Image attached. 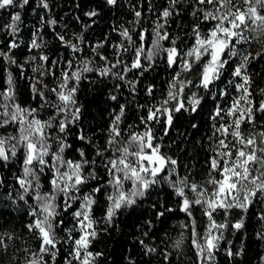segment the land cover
<instances>
[{
  "label": "trees",
  "instance_id": "16d2710c",
  "mask_svg": "<svg viewBox=\"0 0 264 264\" xmlns=\"http://www.w3.org/2000/svg\"><path fill=\"white\" fill-rule=\"evenodd\" d=\"M21 2L22 0H16L14 7L0 9V92L8 88L7 79L11 73L14 103L24 109H37L38 118L48 120L56 115L53 107L59 103L56 94L48 104H45L33 91L36 71L27 65L11 67L5 61L6 57L10 55L22 57L32 52L39 57L47 56L49 59L42 61L50 67L52 65V70L45 80L50 86L57 88L62 82L63 72L70 75L73 71H81L82 78L78 85L75 80L69 81V87L77 86L76 105L72 107L80 109L79 119L69 123L65 133H60L59 121L72 119L71 112L66 116L61 114L53 121V128L48 129L49 144L51 152H58L59 138H65L71 147L66 148L62 154L64 160L81 161L78 149L83 150L85 158L89 161L84 166L83 173L85 176L93 173L96 177L79 186L78 192L70 193L80 199L72 201V207L67 210L64 207L63 193L57 194L55 203L59 214L53 223L58 252L55 260H52L51 256L45 257L47 264H66L71 251L72 239H69V235L73 238L79 235L73 213L80 209L82 197L86 194H92L95 201L91 216L97 232L89 251L102 253L96 258L95 264H264V236L258 235L264 234V221L259 218L264 214V195L254 198L247 210L232 208L226 211L221 208L215 212L214 220L218 224L226 223L227 227L216 234L222 233V239L211 260L207 259L206 252L203 257L198 258L197 250L192 245V219H195L201 244L207 235L209 220L204 214V206L195 205L192 217L181 212L182 198L178 197L174 188L163 179V176L168 175L167 172L162 174L160 183L146 190L144 197L137 198L135 205L117 210L110 223L105 219L110 204L107 196L112 191L106 184L110 177L104 165L110 158L108 156L113 155L107 141L115 115L120 114V106L123 105L120 130L145 129L141 117H147L149 108H156L167 98L169 84L176 73L180 72L179 62L169 67L167 53L163 49L172 47V41L176 42L175 46L180 51L192 45L194 23L200 24L201 31H207L211 23H214L204 22L202 13L193 16L194 9L211 10L212 6L198 5L196 0H175V4L173 0H117L115 5H109L107 0H56L53 6V18L56 23L50 25L48 23L50 11L44 8L39 0H28L23 8L20 7ZM165 8L172 12L166 20L161 15ZM92 10H95L97 15L92 17L85 15ZM137 11L141 12L139 18L135 16ZM16 12H19L21 17L18 22L19 30L15 35H10V29H6L5 25L11 22V16ZM158 23L164 24L160 31L167 32L168 39L160 41V51L150 61L147 55L148 51L153 49V41L157 39L155 33ZM125 29L132 38L131 42L121 35ZM73 35L77 36L80 49L69 52L59 37L63 36L66 41ZM34 38L40 45L39 48L31 47ZM13 42L17 46L10 48ZM120 45H123V48ZM246 45L247 41L237 46L240 55L225 57L229 59V63L225 65L220 78L214 81L207 91L197 87L202 65L194 66L191 72H182L183 75L180 73L193 81L188 87L189 93L194 92L197 98H202L197 111L186 110L190 105L182 98L181 102L185 103L186 109L172 112L173 122L168 127L167 135H165L167 114L159 116V123L150 122L156 137L155 143L162 146L161 152L178 161L176 175L171 177L177 181V186H182L178 181L185 176H188L190 181L195 180L200 184H204L209 177V160L213 157V149H216L220 139V133H215V128L225 121V114L223 119H213L214 112L217 106L227 109L234 98L236 84L240 83L241 78L234 77L232 72L241 63L243 59L241 56H246V52L242 54ZM140 47L144 48L141 54L143 67L131 68L136 59V49ZM101 57H106V60ZM65 63L68 65L65 66ZM113 65L115 67H112ZM84 67H89L93 71L83 72ZM106 67L111 68L112 73L101 76L100 70ZM258 67L257 63L248 61L243 73L252 75ZM126 68L128 71H125ZM259 71L261 73V70ZM121 76L123 79H120ZM112 96L116 99L113 100ZM0 103H5L2 97ZM177 104L176 101H171L167 107L171 110ZM42 105L44 106L41 107ZM254 106L258 107L259 103L256 102ZM256 116L255 128L251 124L242 125V128L249 127L252 132L264 130V113L258 112ZM18 127V124L0 127V137L18 135ZM81 135L84 136L83 140L79 139ZM97 150L105 151V156H97ZM23 158V150L18 149L17 157L7 162L0 160V235L5 233L13 235L11 240L5 237V242L9 241L12 244L15 255L5 264H23L20 262L21 240L30 244L29 239L35 237L25 225L34 219L28 213L32 207H38V202L34 199L37 190L33 187L29 193H24L17 180L23 175ZM45 159L49 164L52 163L51 157ZM93 160L95 164H92ZM39 167L36 165L41 183L39 193H50L52 186L49 181L53 173L50 167H45L41 174ZM66 169L65 167L62 170ZM102 183L105 185L103 189L98 193H92V189ZM126 187H130V184L126 183ZM207 187L212 191L210 185ZM186 194L189 198L195 197V193L190 189H186ZM20 195H24L25 199L20 200ZM161 212L164 213L163 216L158 215ZM241 219L243 223L241 229L232 227ZM73 229L74 231L69 232ZM148 248H154L156 251L148 252ZM228 250L239 255L229 256Z\"/></svg>",
  "mask_w": 264,
  "mask_h": 264
},
{
  "label": "snow or ice",
  "instance_id": "6c2138e0",
  "mask_svg": "<svg viewBox=\"0 0 264 264\" xmlns=\"http://www.w3.org/2000/svg\"><path fill=\"white\" fill-rule=\"evenodd\" d=\"M16 0H0V9H7L14 7ZM28 0H22L20 7L23 8ZM109 5H115L117 0H107ZM198 5H211V10L203 8L194 9L193 16H198L202 13V20L204 22H213L207 31H201L199 23H194V43L186 51L181 52L172 41L173 46L163 49L167 53V62L169 67L175 66L178 62L181 72H191L194 66L202 65L199 74V84L197 87H202L206 91L210 89V85L220 78V75L229 59L225 57H235L240 55L238 45H242L248 41L249 37L245 33L254 31L255 29L264 30V0H196ZM175 4V0H173ZM43 7L48 8L49 5L43 2ZM85 15L92 17L97 15L95 10L85 13ZM162 17L165 20L172 15V12L165 8L162 12ZM135 16L139 18L141 12L137 11ZM20 13L16 12L11 16V22L5 25L6 29H10V35H15L18 29V22L20 21ZM48 23L55 24V20L48 21ZM164 28V24L158 23L156 25V37L153 41V49L148 51L147 59L152 60L153 56L160 51V41L168 39V33H161L160 29ZM121 35L132 41L127 29L121 32ZM59 39L63 43L65 41L63 36ZM143 40V34H141ZM17 45L13 42L10 48H15ZM31 47L39 48L40 45L34 38ZM76 50V45H71ZM100 47V45H97ZM123 48V45H120ZM127 51V49H125ZM144 48L136 49V59L132 63L131 68L140 69L141 54ZM259 55V54H258ZM41 60L47 61L49 58L42 55ZM105 59L106 57H101ZM249 61V56H244L241 63L238 64L232 75L234 77H242V83L236 84V89L240 95L233 99L232 104L223 109L217 106L213 119H223L224 114L231 118V123L225 120L219 127L215 128V133H220L225 139L218 140V151L213 149L214 155L209 160V177L204 184L197 183L195 180H189L188 176L179 179L178 183L182 186H177V181L171 179L176 175V167L178 161L161 152V145L155 143L156 137L150 127V122L159 123V116L167 114L165 121V135L168 134V127L172 125V112H179L186 109L184 102H179L174 109H169L167 105L176 100L177 92L183 93L186 86L193 84V81L179 79L180 72L172 78L169 84V91L167 98L161 101L160 107L149 108L147 117H141V123L145 126V131L142 133H133L128 141L121 147L115 148L113 157L108 158L104 165L109 179L106 184L111 186L114 190L107 196L110 202L106 210L105 219L110 223L116 214L117 210L130 207L137 203V198L145 196V192L151 186L160 183L161 176L167 172L168 175L163 176V179L168 181L170 186L174 188L178 197L182 198L180 211L192 217V209L195 205L204 206V214L209 220V228L207 235L204 238V243L199 242V234L196 230L195 219H192V245L197 250V256L203 257L207 253V259L211 260L214 256V250L218 249L219 241L222 239L220 235H213V230L219 231L227 227L226 223L218 224L214 220V214L218 209L230 210L232 208H239L247 210L249 205L253 203L254 198L264 195V130L252 133H246L242 125L251 124L253 128L256 127V113H264V101L255 107L251 100L252 93L250 92L251 79L248 75H242L246 65ZM13 63H15L13 61ZM55 63V62H53ZM86 64L88 62H85ZM119 63V61L117 62ZM71 66V62H69ZM151 66V65H150ZM112 67H115L113 65ZM36 71V69H34ZM83 72H90L93 69L84 67ZM125 71H128L126 68ZM112 73L109 67L100 70L101 76H107ZM46 75V73H45ZM62 82L58 88H53L51 91L56 94L58 104L53 107L56 110V115L50 117L48 120H41L38 118L37 109H24L19 104H15V94L13 91V80L11 73L8 75V88L0 92V97L5 103H0V127L9 124H18V135H9L7 137H0V160L9 161L11 158L17 157L18 149L24 152L23 158V175L18 177V183L23 189L24 193H29L31 188L37 190V195L34 199L38 202V207H32L28 213L30 217H34L32 222L25 225L30 233H33L39 243V251L32 252L31 258L27 260L26 264H47L44 257L50 255L52 260L57 256V238L54 232L53 221L58 216L57 194L63 193L65 197V210L72 207V201L80 199V197L70 195L72 192H78L79 186L85 184L89 179H95L93 173L84 175V166L89 163L85 158L83 150H79L81 161L64 160L63 153L66 148L71 147L66 143L64 137H60V147L58 152H51V145L49 144L50 134L48 129L53 128V121L61 114L65 116L71 112V121L61 119L59 121V132L65 133L69 123H74L79 119L80 109L72 107L76 105L75 93L77 86L69 87V81L75 80L77 85L82 78L81 71H73L70 75L67 72L62 73ZM120 79H123L121 76ZM33 91L36 92L35 87ZM264 93V89L260 90ZM152 89H149L151 94ZM42 98L44 93H38ZM223 95V93H221ZM115 100L116 97L112 96ZM202 98H197L196 93L188 98V104L192 112L197 111ZM11 102V104L9 103ZM48 102L45 100V104ZM42 105L41 107H43ZM10 107L12 110H10ZM124 113V106H120V114L115 115V119L109 128L108 145L111 147L118 143V138L121 136L120 121ZM30 117V118H29ZM195 127V125H193ZM214 133V135H215ZM231 136L232 141H227L226 138ZM79 139L83 140L81 135ZM99 157H104L105 152L97 150ZM46 157H51L52 163L46 160ZM95 164V161H92ZM36 165H39V172L42 174L45 167H50L53 175L49 183L52 186V191L40 194L41 188L40 176L36 172ZM260 165L259 168L255 167ZM68 170H62L63 168ZM259 173L258 175L255 173ZM217 175L219 178H217ZM126 183L130 187H126ZM208 185L212 187L209 191ZM105 185L102 183L99 187L93 188L92 193L100 192ZM186 189H190L195 193L194 198H189L186 194ZM20 200H24V195L19 196ZM83 203L80 209L73 213L77 218L79 231L81 235L74 240V247L70 253L71 259L66 261V264H72V260L79 261V264H95L96 258L102 253H93L89 251L92 240L96 237L97 232L93 225L95 221L92 219L91 211L92 205L95 203L92 194H86L82 197ZM172 211V209H167ZM158 215L163 216L161 212ZM264 221V214L260 217ZM187 227V225H185ZM235 229L243 227L242 219L232 225ZM74 231L69 230V232ZM147 235V233H145ZM264 236V234H258ZM5 237L8 240L13 239L11 233L0 235V247L7 248L5 244ZM69 239H73L69 235ZM143 244V241H141ZM177 243V246H179ZM147 247V246H145ZM25 251H29L25 249ZM148 252H154L156 249L148 248ZM242 251V249H241ZM229 256L239 255L228 250ZM167 258V257H166Z\"/></svg>",
  "mask_w": 264,
  "mask_h": 264
},
{
  "label": "rangeland",
  "instance_id": "374dc122",
  "mask_svg": "<svg viewBox=\"0 0 264 264\" xmlns=\"http://www.w3.org/2000/svg\"><path fill=\"white\" fill-rule=\"evenodd\" d=\"M39 1H40V4L43 6V2H45V0H39ZM55 1L56 0H46V2L49 5V7L47 9L50 11V21L54 20V18H53V15H54L53 6L55 4ZM245 35L248 36L249 39L247 41V45L245 46V50L242 51V54L244 52H246V56H249V61L255 62L259 66L258 69L252 75L242 73V75H248L251 79V86H250L249 90L252 93L251 100L253 101V104H255L256 102L260 103L261 101H264V93H261V91H260L261 89H264V63H263L264 62V30L255 29L254 31H251L249 33H245ZM77 39H78L77 36L73 35L69 40H66L68 43L67 44L65 43V45H66V49L69 52H75V51H78L80 49V46L77 43V41H78ZM71 45H76L77 46L76 50H74L71 47ZM191 46L192 45H190L188 48H186L185 50H183L181 52H186ZM241 58H243V57L241 56ZM5 61L11 67H19V66L27 65L33 70L36 69L37 76H36V84L34 86L36 89L35 93L42 99V101L44 103H45V100L49 103L50 100H52L54 98L53 96L55 95V93H53L51 90L53 88H57V87L50 86L48 84V82H46V80H45L46 76L49 75L51 70H52V65L50 67L48 64L44 63L40 59V57L34 52L28 53L22 57H19L17 55H10V56L6 57ZM13 61L15 63H13ZM67 65L68 64L65 63V66H67ZM259 70H261V73H259L260 72ZM45 73H46V75H45ZM180 73H182L181 69H180ZM182 75H183V73H182ZM182 75L179 76V79L181 81L190 80L189 78H185ZM240 78H241L240 83H242L243 82L242 77H240ZM189 86L190 85L185 87L184 92L182 94L177 92L176 100H173V101H176L177 103H179L182 101V98H183L184 102L188 103V98L192 96V93H189V91H190V89H188ZM41 92L44 93L43 98L38 94ZM184 94H185V96H184ZM239 95H240V93L236 89V93H234V98L238 97ZM233 99H232V101H233ZM232 101H231L230 105L232 104ZM158 107H160V105L156 106V108H158ZM224 118H225V120L228 121V123H231V118L228 117L226 114H225ZM243 130L246 133H252V130L249 129V127H243ZM144 131H145V129L144 130H140V129L136 130L135 128H132L130 130L121 131L122 134L118 138V143L115 145H112L111 147L109 146L110 153L113 154L115 151V148L123 146L128 141V138L133 133H142ZM219 138L225 139V137L221 136V135H219ZM232 139L233 138L231 136H228L226 138L227 141H232ZM108 140H109V138H108ZM216 150L223 151V149H218V145L216 147ZM108 157L111 158V157H113V155H109ZM255 167L259 168L260 165H256ZM67 170L68 169H66V171ZM255 174L258 175L259 173L257 172ZM110 188H111V191L113 192L114 190L112 189L111 186H110ZM76 222H77L76 228L79 231V225H78L77 218H76ZM217 233H218V231H216V230H213V232H212L213 235H216ZM80 235H81V233L79 231V235L72 239V241L70 243V249H71L70 253L72 252V249L74 247V240L78 239ZM32 239H29L30 244H27L23 240H21L20 249L22 252V256L20 257L21 258L20 262H22L23 264H26L27 260L31 258L32 252H38L39 251V243H38L37 239L35 237H33ZM5 244L7 245V248L0 247V264H5L9 261V259H11L12 257H15L14 247L12 246V244H10L9 241L8 242L6 241ZM25 249H28L29 251L26 252ZM70 253H69L68 260L71 259ZM46 256L50 257V255H45V257ZM45 257H44V259H45ZM72 264H79V261L72 260Z\"/></svg>",
  "mask_w": 264,
  "mask_h": 264
}]
</instances>
